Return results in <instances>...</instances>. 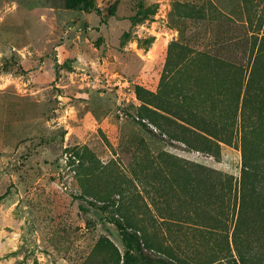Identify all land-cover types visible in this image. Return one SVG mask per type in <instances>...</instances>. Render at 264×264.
I'll list each match as a JSON object with an SVG mask.
<instances>
[{
	"label": "rangeland",
	"instance_id": "obj_1",
	"mask_svg": "<svg viewBox=\"0 0 264 264\" xmlns=\"http://www.w3.org/2000/svg\"><path fill=\"white\" fill-rule=\"evenodd\" d=\"M84 1L0 0V264H117L122 236L99 207L112 198L163 246L146 249L152 256L211 249L216 229L234 225L239 123L218 154L192 147L194 134L175 138L165 89L216 87L194 63L177 67L168 47L180 28L196 49L264 33V0ZM214 169L233 176L231 190L214 187Z\"/></svg>",
	"mask_w": 264,
	"mask_h": 264
},
{
	"label": "trees",
	"instance_id": "obj_2",
	"mask_svg": "<svg viewBox=\"0 0 264 264\" xmlns=\"http://www.w3.org/2000/svg\"><path fill=\"white\" fill-rule=\"evenodd\" d=\"M198 18L211 20L204 12ZM238 27L243 30L242 25ZM179 30L181 39L187 42L177 40L168 47L169 54L177 58V67L182 69V66L194 63L200 72H211V89L216 88L208 91V87L201 84L202 91L184 92L185 85L180 88L177 83L165 89V119L178 121L182 136L175 135L176 139L189 144L187 136L194 134L199 143L192 147L213 154L219 153L222 143L232 144L235 125L239 123L242 168L234 204V225L231 231L216 229L211 249L205 246L200 254L189 253L183 260L173 261L147 252L146 249L161 251L163 246L149 242L144 237V221L131 215L129 207L122 201L112 198L99 207L106 221L114 224L122 236L125 251L123 255L117 252V264H264V77L257 78L262 73L264 75V33L246 31L225 37L223 43L216 41L220 44L196 49L188 43L184 29ZM224 43L233 47L228 57L223 55L219 46H225ZM232 54L243 61H232ZM257 98L258 103L252 105ZM222 102L226 105L223 106ZM143 118L138 122L150 128ZM165 157L173 156L166 153ZM166 165L174 167L173 162H166ZM214 172L219 173L218 183L213 182L214 187L225 190L226 186L231 190L233 176L217 169ZM188 180L190 177L182 173L178 182L188 186ZM200 180L201 184L207 183L205 177ZM219 208L222 213L223 205L220 204ZM165 220L174 222L170 217ZM167 248L170 247L165 245V252Z\"/></svg>",
	"mask_w": 264,
	"mask_h": 264
}]
</instances>
